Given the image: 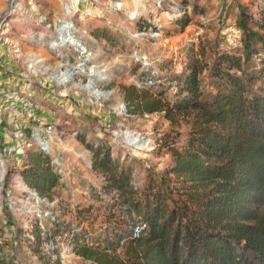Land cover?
Here are the masks:
<instances>
[{"label": "rangeland", "instance_id": "374dc122", "mask_svg": "<svg viewBox=\"0 0 264 264\" xmlns=\"http://www.w3.org/2000/svg\"><path fill=\"white\" fill-rule=\"evenodd\" d=\"M237 19L262 34L264 0H0L2 264H101L75 246H103L127 213L114 189L103 188L104 175L77 137L106 144L118 164L130 166L137 188L147 174L166 188L176 185L171 151L185 142L190 112L167 118L128 108L125 91L156 94L155 76L166 81L194 58L204 64L201 95H209L220 81L208 69L216 51L242 52ZM245 74L258 90L263 73ZM163 90L169 97L174 85ZM28 147L46 151L59 172L50 195L38 194L16 171ZM34 224L38 240L30 233ZM124 248L116 247L115 264H132Z\"/></svg>", "mask_w": 264, "mask_h": 264}, {"label": "trees", "instance_id": "16d2710c", "mask_svg": "<svg viewBox=\"0 0 264 264\" xmlns=\"http://www.w3.org/2000/svg\"><path fill=\"white\" fill-rule=\"evenodd\" d=\"M178 23L183 26L185 20ZM257 23L262 34L241 24V53L238 48L216 51L208 69L220 81L209 95H201L204 64L194 58L166 81L155 76L156 94L133 87L125 91L128 108L160 111L167 118L190 112L185 142L171 151L168 172L178 177L176 185L166 188L147 174L137 188L130 166L118 164L106 144L77 137L91 165L104 175L103 188L114 189L127 213L103 246L77 243V254L115 264V249L123 243L132 264H264V20ZM256 40L262 47L254 46ZM252 68L263 73L258 90L247 84L245 73ZM167 85H174L169 97L163 90ZM18 156L16 171L24 183L50 195L60 175L48 153L28 147ZM135 223L137 235L132 234ZM43 231L46 237L47 228ZM40 232L31 226L33 239ZM75 235L72 230L70 237Z\"/></svg>", "mask_w": 264, "mask_h": 264}, {"label": "built area", "instance_id": "2783aa9c", "mask_svg": "<svg viewBox=\"0 0 264 264\" xmlns=\"http://www.w3.org/2000/svg\"><path fill=\"white\" fill-rule=\"evenodd\" d=\"M149 81H151L150 78H149ZM138 228H139L138 223H135V224L133 225V227H132V234H133V235H137V233H138Z\"/></svg>", "mask_w": 264, "mask_h": 264}]
</instances>
